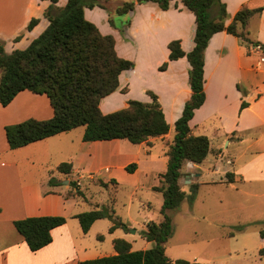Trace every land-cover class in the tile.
Here are the masks:
<instances>
[{"label":"crops","instance_id":"0c3cea01","mask_svg":"<svg viewBox=\"0 0 264 264\" xmlns=\"http://www.w3.org/2000/svg\"><path fill=\"white\" fill-rule=\"evenodd\" d=\"M67 1L56 0L55 6L63 8ZM109 1H113L116 7L134 0ZM101 2L105 4V0ZM221 2L226 9L225 25H229L234 15L243 7L253 9L264 6V0ZM50 5V0H0V40L4 42L5 52L25 49L45 30L48 21L43 14ZM110 10L111 13L99 6L84 8V18L95 25L100 34L111 36L116 54L131 61L133 66L120 73L117 89L100 100L99 109L102 114H109L126 108L131 100L150 103L148 92H151L156 95L160 104L169 127L168 133L134 145H129L127 140L117 139L84 142V127L80 126L11 150L5 137L6 125L27 119L46 120L53 116V111L45 95L28 90L19 92L7 106L0 105L2 264H80L94 258L114 255V239H124L131 244L133 251L146 250L151 243L140 237L143 245L134 248V239L130 240L125 235L116 236L111 238L108 252L89 256L84 243L87 233L82 232L75 216L90 210L83 208L86 202L83 193L80 196L67 191L69 179L81 185L80 181L86 175L89 182L98 181L105 184L104 188L111 185L110 180L113 179L116 188L125 186L132 191L152 190L159 186L160 175L166 170V150L174 136V124L191 96L188 82L190 65L185 57L169 61L167 45L172 40H179L185 53L191 51L194 46L195 17L179 0L172 1L167 10L160 9L154 3L136 4L133 10L124 15L115 14L111 8ZM32 18L39 21L31 30H27ZM252 20L258 22L257 34H261L260 36H255L248 30ZM127 22L129 23L126 24ZM244 31L251 41H264V9L260 15L248 20ZM18 36L20 38L14 41ZM249 50L247 52L246 46L231 34L218 32L212 35L204 52L205 100L188 122L192 135H201L200 129H210L215 134L222 135V132L226 140L233 135L240 140L239 132L264 126V48L261 51ZM165 62H168L166 69L159 71L158 68ZM124 88L126 92L123 93L121 90ZM242 101L248 105L240 111ZM156 142L159 143L161 157L153 152ZM212 150L210 144L211 154ZM208 156L209 154L200 164L186 163L185 170L183 167L181 169L179 185H198L196 195L202 186L207 185H219L230 191L258 195L259 192L251 193L239 186H254L264 182V154L254 152L236 168L220 171L217 178L212 177L216 172L217 160L214 162ZM158 158L161 160L158 161ZM63 162L71 163V173L68 176L56 171V167ZM158 162L160 166L156 167ZM227 162L228 165L233 164L230 160ZM130 163L136 164L132 173L125 171ZM54 172L60 174L61 179L55 178L59 184L50 186L48 180L53 178ZM226 174L232 175V182H228ZM79 190L82 191L81 188ZM139 206L142 207V203ZM146 210H150V205ZM127 211H130L129 207ZM35 216H61L66 222L51 230L52 241L48 245L31 252L14 228L13 221ZM137 216L146 219L142 222L143 232L147 223L153 221L147 213ZM132 220L127 218L129 226L133 221L137 223V220ZM115 231L116 229L111 234ZM261 239L264 241V238ZM199 262L205 263L203 260Z\"/></svg>","mask_w":264,"mask_h":264},{"label":"trees","instance_id":"16d2710c","mask_svg":"<svg viewBox=\"0 0 264 264\" xmlns=\"http://www.w3.org/2000/svg\"><path fill=\"white\" fill-rule=\"evenodd\" d=\"M50 1L51 5L43 14L48 21L47 27L25 49L7 53L4 42L0 40V105L7 106L19 92L28 90L45 95L53 111V116L46 120L27 119L6 125L4 132L9 149H18L80 126L84 127V142L117 139L140 144L147 142L149 138L166 135L168 124L156 95L151 92H148L150 103L131 100L126 108L109 114H102L99 109L100 100L117 89L120 73L133 66L131 61L116 54L111 36L100 34L96 26L84 18V8L99 6L108 13L111 10L99 0H68L63 8L55 6L56 0ZM172 1L174 0H134L116 6L113 11L124 15L133 10L136 4L143 3H154L160 9L167 10ZM179 1L195 17L194 46L185 53L179 40L170 41L167 45L168 60L183 57L187 59L190 65L188 82L191 96L174 124V136L166 150V170L160 175L159 186L152 188L163 197L161 220L158 223H147L142 232V237L147 242H152L153 246L133 251L130 243L118 238L113 240L114 255L80 264H203L170 259L166 254L165 244L173 229L170 212L178 210L184 201L191 205L197 192L198 185H192L188 195L181 190V169L188 162L200 164L210 149L209 139L204 135H192L188 126L194 111L205 100L204 52L212 35L218 32H226L238 38L246 46L247 52L250 51L249 48L258 45L264 48V41L253 42L244 31L248 20L260 15L264 6L253 9L243 7L234 15L232 22L225 25L227 15L221 0ZM38 21L32 18L26 29L31 30ZM19 38L20 36L16 37L14 41ZM167 65L168 62L163 63L158 70L164 71ZM121 91L126 92V88ZM242 94L245 95V92ZM247 105L242 101L239 110ZM71 168V163L63 162L56 167V171L68 176ZM135 169V163L125 167L128 173ZM226 175L228 182H232V175ZM111 182L115 183V180L111 179ZM58 184L54 178L48 180L50 186ZM101 186L105 187V184L101 183ZM75 194H82L78 187ZM75 218L84 234L96 220L105 218L112 222L110 233L117 228L127 229L126 224L115 217L114 209L110 207L85 211ZM65 222L66 219L61 216H35L15 220L13 225L28 249L35 252L48 245L52 241L51 230ZM237 229L240 231L243 226ZM259 235L264 238V231L261 230ZM97 238L101 240L102 236ZM259 253L264 255V249H260Z\"/></svg>","mask_w":264,"mask_h":264},{"label":"rangeland","instance_id":"374dc122","mask_svg":"<svg viewBox=\"0 0 264 264\" xmlns=\"http://www.w3.org/2000/svg\"><path fill=\"white\" fill-rule=\"evenodd\" d=\"M105 5L112 10L115 7L114 2L109 0L105 2ZM257 29L258 22L254 20L249 22L248 30L251 34L260 36L261 34H257ZM199 132L208 137L211 149L213 148V156L209 152L208 157H211L214 162L217 160L213 178H217L220 171H230L241 165L254 152L264 154V126H256L248 131L239 132L240 140L234 135L226 140L222 132V135L215 134L210 129H200ZM127 143L131 145L130 142ZM153 152L161 157L158 142ZM160 160L158 158V161ZM227 160L232 161L233 164L228 165ZM159 166L158 162L156 167ZM185 166L186 164L183 165L184 170ZM60 177V174L54 172V179H61ZM69 181L72 182L71 185L66 184L69 186L67 190L69 193L75 194L76 187L81 188V193L86 198L84 210L110 207L114 209L115 217L127 226V229L117 228L112 235L108 232V228L112 225L109 219L96 221L84 236L89 256H98L108 252L110 240L116 236L125 235L130 240L134 239V248H140L143 245L140 242L142 222L146 219L143 220L137 215L142 216L147 213L153 222H159L161 219L160 208L163 197L159 192L147 189L132 191L125 186L116 188L112 182L104 188L98 181L89 182L86 175L81 179V185L71 179ZM180 187L186 195L190 194L191 185L181 183ZM239 188L251 193H259L255 196L230 191L219 185L202 186L193 205L184 201L178 210L170 212L173 229L165 244L167 256L172 260L182 259L198 263L203 260L205 262L203 264H264V255L259 253L261 248L264 249V241L259 236V232L264 231V224H262L264 221V182L254 186H239ZM140 203L142 207L139 206ZM148 205H150L149 211L146 210ZM127 216L137 220V223L132 220L133 223L129 226ZM240 226H243V229L239 231L237 228ZM98 235H102L103 240H98ZM152 246L151 242L147 247L149 249ZM0 264H2L1 261Z\"/></svg>","mask_w":264,"mask_h":264},{"label":"built area","instance_id":"2783aa9c","mask_svg":"<svg viewBox=\"0 0 264 264\" xmlns=\"http://www.w3.org/2000/svg\"><path fill=\"white\" fill-rule=\"evenodd\" d=\"M251 49H254L255 51H261L262 48L258 45V46L252 47Z\"/></svg>","mask_w":264,"mask_h":264},{"label":"water","instance_id":"95a60500","mask_svg":"<svg viewBox=\"0 0 264 264\" xmlns=\"http://www.w3.org/2000/svg\"><path fill=\"white\" fill-rule=\"evenodd\" d=\"M188 163H190V162H188Z\"/></svg>","mask_w":264,"mask_h":264}]
</instances>
